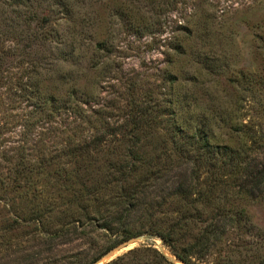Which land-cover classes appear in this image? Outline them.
I'll return each mask as SVG.
<instances>
[{
    "label": "trees",
    "instance_id": "trees-1",
    "mask_svg": "<svg viewBox=\"0 0 264 264\" xmlns=\"http://www.w3.org/2000/svg\"><path fill=\"white\" fill-rule=\"evenodd\" d=\"M209 6L210 0H0V33L36 46L35 67L20 89L30 108L23 137L40 123L48 128L38 136L57 137L59 122L83 117L84 106L92 124L88 135L45 145L42 156L27 141L0 165V264H96L144 236L162 240L183 264H264V229L248 210L264 202V161L247 160L256 132L224 109L223 95L217 109L197 115V78L183 79L178 66L188 59L206 69L217 55ZM175 11L182 18L166 42L176 69L164 72L165 92L145 100L133 82L124 88V106L95 110L119 36L160 37ZM254 45L264 56V30L254 34ZM263 71L241 74L237 88L264 84ZM183 82L190 86L183 89ZM55 163L56 172L47 173ZM19 190L25 193L17 202ZM78 242L86 248L60 253ZM108 264L177 263L144 246Z\"/></svg>",
    "mask_w": 264,
    "mask_h": 264
},
{
    "label": "rangeland",
    "instance_id": "rangeland-1",
    "mask_svg": "<svg viewBox=\"0 0 264 264\" xmlns=\"http://www.w3.org/2000/svg\"><path fill=\"white\" fill-rule=\"evenodd\" d=\"M210 3H212V6L209 7L212 8H210L209 14L215 24V30L219 32L217 42L213 48L217 55L214 56L213 54L209 57V61L203 65L206 69L196 67L188 59L183 60L178 65L181 67L180 71L183 72L181 76L183 79L193 81L194 79L191 76L197 78L195 80L197 85L196 97L199 98L196 107L197 115H203L217 109L220 106L218 105L220 104L218 97L225 96L228 101L224 104V109L232 112L231 114L236 121L248 124L252 132H256L257 145L249 151L247 160L252 164H259L258 162L264 161V139L261 138L264 134V84L253 85L251 82L243 81V84L238 88L237 84L241 80V74L242 76H249L254 74L250 72L264 70V56L256 52L254 45V34L264 30V0H210ZM181 18L182 12L175 11L169 14L167 18L169 23L164 27L165 32L157 38H140L128 33L119 36V52L112 57L114 68L112 74L106 77L103 89L100 91L101 94L96 97V103L99 104L94 105L95 110H109V107L116 106V103H119V106H124L123 104L128 100L124 88L133 82L138 85L139 92L137 91V94L145 97V100H150L152 96L156 97L165 92L167 83L164 72L165 70L172 72V67L176 69V65H169L171 59L167 55L168 44L166 41L174 34L175 22ZM32 29L33 31L36 30L34 23ZM20 40H8L5 35L3 36L0 33L1 167L9 165L11 157L17 154L14 148L27 141L33 154L42 156L41 149L44 150L45 145L46 148L60 145L63 140L68 139V137H63L64 135L85 136L92 131V124L90 125L85 121L89 118L91 108L84 106L83 117H74V119L59 122L58 125H61V127H57V137L51 136L50 133L38 136V133H43L42 131L48 128L43 123L33 129L30 137L27 139L23 137L22 120L24 119L23 116L28 114L30 108H28L27 102L23 98L24 92L20 89L27 82L29 70L35 67L37 57L35 54L36 46L33 42L28 43V40ZM26 45H32V48ZM184 73H189L190 76ZM261 76L255 78L260 81ZM189 86L187 82H183V89ZM254 94L257 95V99L255 96L254 100L239 99L243 95L253 96ZM92 104L95 103H90V105ZM94 120H96V117ZM230 125L232 124L228 126ZM61 132L64 134L60 135ZM48 157L50 156L48 155ZM58 167L59 165L55 163L46 167L45 171L53 174ZM55 174L57 175V173ZM49 186H47L48 192L50 190ZM20 191L13 195V199L17 202H19L17 198L22 199L24 197L25 191ZM32 197L33 195L29 199ZM20 203L23 202L20 201ZM248 210L255 223L264 229V202L252 203ZM205 218L206 216H203V219ZM152 239L154 240L153 243L133 242L131 247L119 253V256L135 248L154 246L159 249L161 245H164L162 240ZM85 248L86 246L82 242H78L75 245L60 248V253H64L66 249L80 251ZM169 252L166 251L168 255H170Z\"/></svg>",
    "mask_w": 264,
    "mask_h": 264
},
{
    "label": "water",
    "instance_id": "water-1",
    "mask_svg": "<svg viewBox=\"0 0 264 264\" xmlns=\"http://www.w3.org/2000/svg\"><path fill=\"white\" fill-rule=\"evenodd\" d=\"M135 241H137L138 243H142V244H145V243H148V242H150V243H153L154 242V240L152 239V238H147V237H141V238H137V239H134L133 241H131V242H126L124 245H122V246H120V247H118V248H116V249H114V250H112L111 252H109L105 257H103L100 261H98L96 264H100V263H102V264H107L108 262H110V261H112L113 259H115L116 257H118L120 254L119 253H121V252H123V251H125V250H128L130 247H131V245L133 244V242H135ZM159 249L163 252V253H165V255H167L169 258H171L173 261H175L177 264H183L182 262H180V261H178L177 259H176V257L171 253V252H169V250L167 249V247L165 246V245H161L160 247H159ZM166 251H168L169 253H170V255H168L167 253H166Z\"/></svg>",
    "mask_w": 264,
    "mask_h": 264
},
{
    "label": "bare ground",
    "instance_id": "bare-ground-1",
    "mask_svg": "<svg viewBox=\"0 0 264 264\" xmlns=\"http://www.w3.org/2000/svg\"><path fill=\"white\" fill-rule=\"evenodd\" d=\"M100 264H102V263H100Z\"/></svg>",
    "mask_w": 264,
    "mask_h": 264
}]
</instances>
